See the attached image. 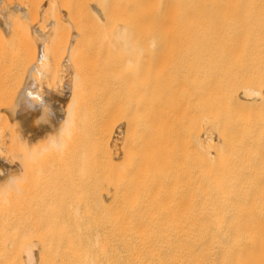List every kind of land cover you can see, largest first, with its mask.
I'll list each match as a JSON object with an SVG mask.
<instances>
[{
  "label": "bare ground",
  "instance_id": "1",
  "mask_svg": "<svg viewBox=\"0 0 264 264\" xmlns=\"http://www.w3.org/2000/svg\"><path fill=\"white\" fill-rule=\"evenodd\" d=\"M175 1L181 3L179 0ZM208 1H203L205 16L202 14L201 17L198 15L201 14V10L197 9L200 13L196 12L193 4H186L190 5L189 9L193 8V12L195 10V13H198L197 16L200 17V20L197 18L202 24V28H198L199 22L197 23L196 18L187 24L188 20H191L190 18L186 24L182 22L178 24V28H182V25L185 24L183 29L188 31L186 32L188 39L185 38L183 30H177V33L181 31L180 33L184 36L183 42H180L182 44L187 43L186 40L191 41V38H194L190 37L192 36L190 33L194 34L197 28L200 31L195 35L197 33H200L199 36L202 35L198 36L199 38L195 37L196 44L193 39V44L199 45L203 49H201L203 54L200 53L203 62L199 60L201 61V63L199 62L200 66L203 63V68L201 74L198 75L203 79H199L201 82L194 79L196 87H199V92H201V95L200 93L194 95V93V99L196 96H202L198 97L200 98L198 101H200H197L200 108L196 107V109H200V111L195 112L197 114L200 112V114H196V117H200L198 123L193 122L198 125L197 127L194 125V130L190 129L191 127L188 129V126L185 130L184 126V118L188 119L192 115L185 113L188 116L186 117V115L177 113L179 112L177 106L181 102V105L186 104V101L183 102L180 99V101L164 102L163 100L156 104L151 95L153 89H150L151 92L149 91V96H152L151 100H143L144 93L139 94L142 90H137V99L134 97L133 100L137 107L136 144H132V147L127 145L126 148V142H124L125 140L129 141L127 138L130 141L134 140H131L133 129L130 133L128 130L123 131L124 135H128L127 132L130 134V138L122 135L125 137V140L122 138L124 140L122 144L125 143L123 145L121 140L115 138L117 134L114 138L120 142L122 147L125 146L124 149L122 147L119 149V146L117 149L115 147L117 142L114 140L113 153L109 154L110 156L107 155L109 151L111 152L110 146L107 152L105 150V158L108 157V163H103L102 171L97 165L98 168L93 166L96 170L98 169L96 171L92 166H89L90 164L85 163L87 159L83 155L84 151L80 154L77 153L78 155L75 153L72 156L66 155L65 152L68 150L64 151L67 147L65 139L68 138L69 141V136L73 134L71 132L74 129L69 124L70 130L66 129L68 121L58 133L49 131L53 125L41 112L36 118L35 125L48 131L43 136H38L37 144L32 148L28 147L22 132V134L18 132L19 139H17L16 131L6 130L7 124V126L4 124L5 126L0 127L2 130L6 127L4 129L7 132L2 134L3 137H0V140L3 138L2 143L0 142V264H264V3L260 2L262 0H257L258 3L254 4L252 0V3L250 0ZM137 2L135 0L134 3L137 5ZM142 2L144 0L140 5L144 6L149 3ZM192 2L195 4V1ZM199 2L201 1L199 0ZM137 6L139 10L140 8L143 10L144 6ZM191 6L192 8H190ZM155 7L154 10L157 12V5ZM93 8H98V11L92 9L95 10L96 17L99 12H101L100 16H104L98 5L97 8L93 5ZM170 8L172 10L174 6ZM196 8L199 7L196 6ZM154 10L150 12V8L148 13H154ZM178 11L180 10H177V15ZM173 12L175 11L172 10L171 14L176 15ZM185 12L189 14L190 10ZM167 15L169 17V12ZM129 17L127 15V18ZM100 22L98 21V23ZM194 22L197 23V26ZM143 24L145 23L143 22ZM192 24L194 27L191 26ZM187 25H190L191 28H186ZM192 28H196L194 32ZM146 29H148L147 26ZM130 30L132 31V28ZM174 31L176 32V30ZM161 33L163 34V32ZM111 35L109 36L111 40H108L110 44H108L111 45V51L120 55L122 59H120V62L122 61L120 64H123L122 69L124 68L125 71L137 66L139 60L149 52L143 42L142 45L138 41L137 44L133 43V34L131 35L125 26L111 32ZM105 37L107 36L105 35ZM177 37H179L178 34ZM153 38H150L149 41L152 47L154 40L151 39ZM172 39L174 38H171L168 43H171ZM199 39L203 42H200ZM44 40L46 39L44 38ZM190 43L188 44L190 45ZM198 43H202L203 47ZM46 46L48 45L46 44ZM169 46L170 44L167 49L173 48ZM190 47L188 46V48ZM184 48L187 47L182 49ZM197 48L195 47L196 51ZM43 50L47 53L48 48L45 47ZM188 50L183 51L187 52ZM163 51L167 52L165 49ZM189 52H187V57L191 55L192 50ZM167 53L174 54V51ZM43 54L42 52L39 61L37 60L40 66L37 69L38 76L46 73L44 64L48 59L47 55ZM198 55L196 53L194 57L197 58ZM186 56L184 55L183 58L189 59V57L185 58ZM184 59H182L183 62ZM192 61L190 60V63L193 66ZM160 63L158 62V66L162 64ZM196 63L198 64V62ZM177 64L179 65V63ZM188 65L190 64L185 66ZM147 66L145 67L147 68ZM156 66L155 69L158 67ZM172 66L174 67L173 64ZM173 67L171 68L173 69ZM189 67L191 65L186 69L190 70ZM195 67L198 66L195 65ZM149 68L148 66V71ZM167 69L168 67H166ZM145 70L143 71L147 73ZM194 70L192 69V73L196 72H193ZM161 75L163 77V74ZM32 77L35 78V76ZM33 78H31L32 80L30 77L28 78L29 82L25 88L27 93L25 94L38 99V96L31 91L35 80ZM142 79L143 76L138 80L140 83L142 82L139 83L141 87L146 78ZM154 82L151 85H154ZM128 87L132 91V87L127 85L126 89ZM200 87L203 90H200ZM125 94L128 96L127 92ZM139 95H143V97L139 98ZM27 99L29 98L27 97ZM24 105L26 106V104ZM19 107L17 108L19 109ZM136 107L132 109L134 112ZM125 109L127 112L126 107ZM164 109L177 110V114L175 113V116L173 113V116L165 115ZM54 110L56 111V109ZM20 113H22L21 110ZM62 113L65 112L62 110ZM160 113L165 115L164 123L158 122L164 118L163 115H161L162 117L158 116ZM131 116L133 115H130V118H132ZM135 116L133 117L135 118ZM126 120L124 121L128 122ZM192 120L189 121L192 122ZM182 124L184 127H181ZM65 129L71 131L68 133L69 135ZM123 133L121 131L120 136ZM5 134H7L6 137H4ZM65 134L67 137L64 136ZM20 135L24 139L20 138ZM120 136L118 135V138ZM14 137H17V140H14ZM132 137L134 138V135ZM114 138H110V142ZM5 139L6 143L11 140V144H13L4 143ZM8 139L9 141H7ZM130 141L127 144H131ZM6 145H9V149H13L14 153L12 152L10 155L12 150L7 149ZM112 154L114 155L111 158ZM109 158L112 160L110 161ZM83 159L84 162H82ZM8 162L12 165L9 166ZM86 177L90 178L86 179ZM163 197L168 199L169 207L176 205L179 210L178 219L175 218L177 222L174 224H172L174 220L171 221V218L168 217L170 213L167 215L170 221L163 223L157 220L156 200Z\"/></svg>",
  "mask_w": 264,
  "mask_h": 264
},
{
  "label": "rangeland",
  "instance_id": "2",
  "mask_svg": "<svg viewBox=\"0 0 264 264\" xmlns=\"http://www.w3.org/2000/svg\"><path fill=\"white\" fill-rule=\"evenodd\" d=\"M132 1L135 2V0H132ZM132 1L131 0H0V116L2 115L4 117L3 118L1 116V118H0V122H1L0 127H3L7 124L8 125V126L6 125L7 128L6 127H4V128H6V130L8 129L7 131H9V132L10 131H13V132L16 131L15 134L17 133V137L19 136L18 132H20L19 134L23 133L22 135H24V137L28 143V147L32 148V147L36 146L35 144H37L36 141L38 140L37 139L38 136L39 137L43 136L48 131L46 129L42 130L35 125L36 124L35 122H37L36 118L41 112L47 117V120L49 122H51L53 125L52 128H49V131L52 130L53 132L58 133V131H60L61 127L63 125H66V123H67L66 121H68V123H67L68 127L66 126L67 127L66 129H69L70 127L72 129L73 128L74 129L72 130V132L69 131L70 129L69 130L65 129L66 131H68L67 135H69L68 133H70V132L73 133L71 136H69L71 138V139L69 138V141H68V138L65 139L67 147H66V149H64V151L68 150L65 152V153H67L66 155L72 156L73 153H75V155H78L84 151L83 155H85V157H86L85 159H87L86 160L87 162L84 159L82 162L85 161V163L90 164L89 166H92V167L98 166V167H100V171H102L101 169L103 167L102 166L103 163H108L107 162L108 157L106 159L105 155H106L107 149L109 150V146H110L111 152L109 151L110 153L108 152L107 155H109V154L111 155V153H113L112 151H114L113 150L114 149L113 143L115 142L114 140H116L115 138H117V140L118 139L121 140L120 142L122 144V141L125 140V137H123V136H126V138H127V136L129 137V135H130L129 133L133 129L134 130L133 132L135 134L132 132L134 135V138L132 137L133 135L131 134V140L132 139H134V140L130 141V139L127 138V140H129L131 142V144H127V143H129V141L127 142L126 140L124 141V142H126V144L125 143H123V144H125V146L127 148V145H131V147H132L135 143L136 133H137V131H136L137 130V126H136L137 125V107H136V104L134 105L133 100H134V97H135V99H137L136 96H137V92L139 90H142V91H140L139 94L144 93V96H145L144 98H142L143 95H141V96L139 95L138 96L139 98H142L143 100L144 99L145 100H151V97L153 96L152 99L153 100L155 99L154 102L156 104H158L159 102H163V100H164V102L169 101V100L180 101V99L183 102L186 101V104H183L185 107L183 105H181L182 102L179 104V106H177V109L179 112H177V110H174V109H170L171 111L168 109H164V114L169 116V115H172V113L174 115L177 112L178 114H183V116H185L186 114L190 115V116L192 115L191 117H188L186 115V117H188V119L184 118L185 124L184 123L183 124L185 127L188 126V129H189V127H191L190 129H193L195 123L199 122L198 120H199L200 116L196 117V114L198 111H200V109H196V107L200 108L199 103H198L200 100L198 101V99H200L202 97V96L200 97L201 92H199V87H196L197 85H195L194 79L195 80L197 79L196 81H199V82H201L200 80L203 79V78L201 79L198 76L201 74L200 72H202V68H203L202 67L203 63L200 66L201 61L203 62V58L200 57V53H202L203 49L201 47H199V45H194L193 43H194V40H195V44L197 43L196 38L200 34V33H197V35H195L196 32L200 31L199 29L202 26V24H200V21H199L200 17L202 16V14H203V16H205V8H204V2H203L204 0H200L201 2H199V0H185L186 3L184 0H179L181 3H179L178 1H175V0H160V1L159 0H153V1L147 0L146 2L144 0L145 3L142 2L144 4L149 2V3H147L148 7L146 5L144 6L143 4L140 5L142 0H140V2H139V0H137L138 1L137 5H139V7L140 6L145 7V8L142 7L143 10L145 9L144 11L141 8L139 10L136 3L132 2ZM172 1H174V2L171 3ZM187 1H188V3H187ZM192 1H195V4ZM215 1H213V2H215ZM252 1H253V4L255 2L258 3L257 0L256 1L252 0ZM211 2H212V0H211ZM242 2H245V1H242ZM250 2H251V0H250ZM260 2L264 3L263 0ZM186 4H190V5L193 4V8H195L196 12H199L201 10L200 11L201 14L195 13V10L193 12L192 6L190 7L192 9H189L190 5L187 6ZM93 5L96 8H97V5L101 8L102 15H104L103 17L100 16L101 12H99L98 16L96 17L97 14H95L94 11L95 10L98 11V8L97 9L93 8ZM155 5H157V8H158L157 12H156V10H154V8L156 9ZM171 5L174 6V8H172V10L175 11L173 13L174 14L176 13V15L171 14V11H172L170 8V7H172ZM178 5H179V7H178ZM185 5H186V7H188L187 9H186ZM194 5H196L199 8H196V6L194 7ZM175 6H176V8H178L180 10V11H178V15H177L178 9H176ZM100 8H99V11H100ZM150 8H151V11H150ZM92 9H95V10H92ZM183 9H185V10H183ZM197 9H199V11ZM153 10L155 11L154 12L155 14L151 13L152 14L151 15L150 12H153ZM186 10H190V12H192V13L190 14V12H189V14H188V12L187 13L185 12ZM148 11H150V12L148 13ZM182 11H183V14H182ZM168 12H169V17L167 15ZM136 14H137V18H136ZM197 14L200 17L197 16ZM127 15L130 17L127 18ZM131 15H133V16L131 17ZM139 16H141V17H139ZM176 17H178V18H176ZM197 17L199 18V20ZM131 18H132V20H131ZM190 18H191V20H188ZM195 18H196V21L198 20L197 23L199 22L198 23L199 29L197 28L198 29V31H197L196 28H192L193 32H194V29H196L195 30L196 32H194V34L190 33L192 35L190 37H194V38H191L192 39L191 41L186 40V41H188L187 43H185L187 45L186 46L185 44L180 43V42H183L184 36L180 33L181 31H178L182 35V37H181L180 34L177 33V30L181 29L184 31L183 27H185L184 25L187 23V20L189 22L187 24H190V22L191 21L193 22V20H195ZM202 18H204V17H202ZM169 20H170V23H169ZM98 21L99 22L102 21V22L98 23ZM139 21H140V23H139ZM146 21H148V22L146 23ZM173 21L174 22L176 21V22L174 23ZM143 22L146 25L143 24ZM181 22L185 23V24L182 25L183 26L182 28H178L179 27L178 24L179 23L181 24ZM195 22H194V24H195ZM173 23H174V25H173ZM151 24H152V26H151ZM167 24L170 25V26L168 25L169 28L165 27ZM194 24H192L191 26L194 27ZM120 25L122 27L125 26V28L129 29V31L131 32V35L133 34L132 35L133 36L132 38L134 39L133 43L137 44L136 42L138 41L139 44L141 43V45H142V42H143L144 43L143 45L147 46L146 48L149 51L148 54H146L143 57V59L141 58L139 60V62L137 63V66H135L134 68L129 69L127 71L123 70L124 68L122 69L123 64H120L122 62V61L120 62V59H121L120 55L115 51H111L112 50V49H110L111 45H109L110 41H108V40H111V38L109 37V36H112L111 32H114L118 28H120L121 27ZM146 26L148 27V29H146ZM176 26H177V28H176ZM187 26H186V28H191V27H189L190 25H187ZM144 27H145V29H144ZM131 28H132V31L130 30ZM157 28H159V29H157ZM166 28H168V29H166ZM174 30H176V32ZM168 31H169V33H168ZM141 32L144 33L145 35L144 34L141 35L142 34ZM155 32H156L157 36H156ZM161 32H163L165 37ZM170 32H172V33H170ZM186 32H188V31H184L185 38L188 37V35L186 37ZM176 33L179 35V37H177ZM146 34H147V36H146ZM166 34L167 35L169 34V35L167 36ZM105 35L107 37H105ZM148 35H150L151 37ZM170 36H173L171 38H174L171 40V43H173V44L168 43V41L171 39ZM174 36H176L177 38ZM201 36H199V37H201ZM156 37H157V39H155ZM162 37H164V38H162ZM44 38L46 40H44ZM150 38H153L151 40H154L153 47L151 46V42L149 44ZM178 38H179V40H178ZM180 39H181V41H180ZM202 39H203V37H202ZM177 41H178V43H177ZM189 42H191L192 44L190 43V45H189L188 44ZM200 42H203V41L200 40ZM46 44L48 46H46ZM155 44H157V45H155ZM169 44L171 47H173L172 49L171 48L167 49ZM177 44H180V45H177ZM198 44H200V43H198ZM42 45H44V46H42ZM202 45L203 44L201 43L200 46H202ZM188 46L189 47L191 46V47L188 48ZM45 47L48 48V51L46 50L47 53L43 50ZM181 47L182 48L187 47V48L182 49ZM192 47H194V48H192ZM195 47H198L197 51L195 50ZM150 48H152V49L154 48L153 51ZM163 49H165L169 53H171V51L172 52L174 51V54L171 53L173 56L171 54H168L167 52L163 51ZM176 49L181 51L182 53L181 52L179 53V51H177ZM187 49H189L187 52H189V51L191 52V50L193 52V49H194V52H193V55L191 52L192 56L190 54H188V55H190V56H188L189 59H184L183 57H184V55L185 56L187 55V52L183 51V50H187ZM168 50H170V51H168ZM41 51L47 55L48 61L44 64V70L46 73L44 72L45 74L38 76L37 69L39 66L38 61L40 59V55L42 56ZM162 51H163V53H162ZM184 52H185V54H184ZM176 53H178V54H176ZM196 53H197V55L199 53V55H198L199 57H197V58L194 57V55ZM181 57H182V59H184V62L181 59ZM188 57L186 56L185 58H188ZM163 58L165 60H162ZM169 58H171V59H169ZM199 58H201V59H199ZM158 60H160V61H158ZM190 60L191 61L194 60V61H192L193 66H192V63H190ZM199 60H201V61H199ZM145 61H148V62H146L147 64L149 63V65H148L150 67L149 71L147 70L148 66L145 63ZM172 61H174V62L176 61L177 63H179V65L176 62L174 64V62H172ZM185 61H186V63H185ZM187 61H188V63H187ZM158 62H161V63L163 62L162 64L160 63L161 65L166 64V65H163L165 68L161 65L158 66ZM169 62H170V64H169ZM171 62L174 65V67L172 66ZM181 62H183V63H181ZM194 62H195V64H194ZM196 62H198V64ZM156 64L158 67L156 66ZM167 64H168V66H167ZM181 64H183L184 66ZM186 64L191 65V67H189L190 70L186 69V68H188V66H190V65H188L186 67L185 66ZM154 65L157 67V69L154 68L155 67ZM195 65H197L198 67H195ZM145 66H147V68ZM179 66H180V68H178ZM46 67L48 68L49 72L47 71ZM144 67L146 68V70ZM166 67H168L167 70H166ZM171 67H173V69ZM39 68H40V66H39ZM196 68H197V70H196ZM153 69H155V70L153 71ZM162 69H164V71H161ZM171 69H172V71H170ZM192 69H195L193 72H195V71L196 72L192 73ZM143 70H145L147 73H145ZM157 70H159L160 72L158 71V73H156ZM168 70H169V72H168ZM34 71H36V72H34ZM186 71L190 74H188ZM143 72H144V74H142ZM170 72H172V73L170 74ZM197 72H198V74H197ZM176 73H177V76H176ZM145 74H146V76H145ZM161 74H163V77ZM192 74L194 77L192 76ZM156 75L157 76L159 75V76L157 77ZM190 75H191V77H190ZM32 76H35V78H33ZM124 76L126 77V79H124L125 78ZM141 76H143L142 80H144V77L146 78L145 82L149 81L148 83H145L143 81L144 84H142L143 85L142 87H144V88H142L140 86V84L142 82L140 83V81H138L139 78L141 79ZM165 76H167V77H165ZM29 77H30V80H32L31 78H33V80L35 79L34 80V86L31 88V91L38 96V99H37V97H32L29 94H27V95L25 94V93H27L25 91L26 90L25 88L27 87L26 85L29 82V81H27V80H29L28 79ZM159 77H160V79H158ZM152 78H153V81H152ZM163 78L165 79V81ZM166 78H167V81H166ZM171 78H173V79H171ZM150 80L152 82L155 81L153 83L154 85H151L152 82ZM128 81H129V84H128ZM191 81L193 82V86H192ZM158 82L160 83V85ZM163 82H164V84H163ZM199 82H196V84H199ZM174 83H176V84H174ZM126 84L129 85L130 87H132V91H130L131 89L129 87H128L129 90H128V88L126 89V86H127ZM183 84H184V86H183ZM164 85H165V87H164ZM158 86H162V87H158ZM149 87H151V88H149ZM166 87L167 88L169 87L168 89H170V90L165 89ZM191 87H193V88L190 90L191 91V95H190L189 89ZM202 88H203V84H202ZM202 88L200 87V90H203ZM150 89L151 90L155 89V90H154V92H153V90L151 92ZM171 89H172V92H171ZM22 90H24V92H22ZM134 90H136V91H134ZM149 91L152 93L151 97L149 96ZM164 91H166L165 92L166 95H165V93L162 94V92H164ZM125 92H127L128 96L125 94ZM128 92H130V93H128ZM133 92H135L136 95L133 94ZM167 92L169 93V95ZM199 93H200V95L196 96L195 97L196 99H194V95H198ZM23 94H25V95H23ZM131 95H132V97H131ZM154 95H157V96L155 97ZM186 95H187V97H186ZM22 96H25V97H22ZM27 97L29 99H27ZM191 97L193 98V101H192ZM198 97H200V98H198ZM24 99H26L28 101L25 102L26 100H24ZM18 101H20V102L18 103ZM124 101H127L128 103L130 101V104H128L127 102H124ZM24 104H26V106ZM14 106H16V107H14ZM181 106L183 107V109L186 108L185 109L186 111L183 109H180V108H182ZM17 107H19V109ZM125 107L127 108V112H126ZM133 107H136V109H134L135 112L132 110ZM16 108L19 110V112L17 111ZM24 108H25V111H23ZM54 109H56V111ZM67 109H68V111H67ZM69 109H71V110L69 111ZM187 109H189V110H187ZM20 110L22 111V113H20ZM43 110H45V111L43 112ZM62 110L65 113H62ZM132 111H133V113H132ZM187 111H191V112H187ZM195 111H197V112H195ZM162 113H160L158 115V116H161V115L164 116V118H162L161 121L157 120L160 123L161 122L164 123V121H165L164 120L165 115ZM135 114H136V116H135ZM198 114H200V112ZM130 115L135 116V118L133 116H131L132 118H130ZM124 116H125V118L127 117L126 119L129 118V120H126L124 118ZM193 116H195V117L193 118ZM104 117H106V118H104ZM58 118L59 119L61 118V119L59 120ZM62 118H64V119H62ZM53 119H55V120H53ZM56 119H58V120H56ZM73 119H75V120H73ZM119 119H121V120H119ZM118 120H119V122H118ZM124 120H126L128 122H125ZM186 120H188V121L186 122ZM189 120H192V122ZM2 121H3V123H2ZM77 122H80V123H77ZM193 122H195V123H193ZM72 123L76 127H74L72 125ZM68 124L70 125V127ZM183 124L181 127H184ZM116 125L118 126V128ZM195 126L197 127L198 125H195ZM4 128H3L4 132H2L3 131L2 128L0 129V131L2 130L0 132V137H3L2 136L3 133H7V132H5L6 130ZM118 129L120 130V132L122 131V133H123V131L126 132L128 130L129 133L128 132L126 133L128 135H124L125 133H123L120 136V132L118 133ZM181 129H183V128H181ZM186 129H187V127L185 128V130ZM115 131H117V132H115ZM42 132H43V134H42ZM109 133H110V135H109ZM15 134H14V136H16ZM117 134L121 137V139H120V137L118 138ZM6 135L7 134H5L4 137H6ZM22 135H20V138L22 137V139H24V137ZM67 135L65 134L64 136L67 137ZM111 135L112 136L114 135V136L112 137ZM116 135H117V137H115ZM17 137H14V140ZM33 137H35V138H33ZM108 137H109V139H108ZM8 138H10V137H8ZM110 138H114V139H112V141L110 142ZM122 138L124 140H122ZM17 139H19V137ZM2 140H3V138H2ZM2 140H0V142ZM106 140H107V142H106ZM117 140H116L117 145H115V147L117 148L119 146L120 147V148L118 147L119 149H122V148L124 149L125 146L122 147L123 144L120 145L119 144L120 142H118ZM4 141H5L4 143H6V139ZM7 141H9V139ZM69 142H70V144H69ZM9 143L11 144V140ZM16 143L18 144V141ZM16 143H14V144L16 145ZM108 144H110V145H108ZM6 146H8L7 149H9V145H6ZM10 147H12V146H10ZM1 148H2V146H1ZM7 149H5V150H7ZM89 149H90V151H89ZM9 150H12V151H10V155H11V153L13 152V149L10 148ZM105 150H106V152H105ZM24 154H25V152H24ZM113 155L114 154H112L111 158L113 157ZM111 158H109L110 161L112 160ZM103 160H104V162H103ZM75 161H78V160H75ZM92 161L95 163V165ZM100 162H101V164H100ZM44 163H42V164H44ZM92 163H93V165H92ZM8 164H9V166L12 165L9 162H8ZM94 167H93V169L96 170V168H94ZM9 168H11V167H9ZM87 178H90V177H86V179ZM159 199H161V198H159ZM159 199L156 200V203L158 206L154 204L156 206L155 208L157 210V217H158L157 220H159L163 223H166L171 218V221L174 220V221H172V224L176 223L177 219H178V215H179V210H178L177 206L175 205L173 207L172 206L169 207L168 199H166L165 197H163L161 200H159ZM166 204H167V206H166ZM162 205L167 207V208L163 207ZM174 207H175V209H174ZM176 209L178 210V213L176 212L177 211ZM167 211H168V213H167ZM171 211H174L175 213L171 212ZM158 213H160V214H158ZM169 213H170V215H169ZM167 215H169L168 217H170V218H168ZM171 216L173 217V219ZM162 217H164V218H162ZM175 218H177V219H175Z\"/></svg>",
  "mask_w": 264,
  "mask_h": 264
}]
</instances>
